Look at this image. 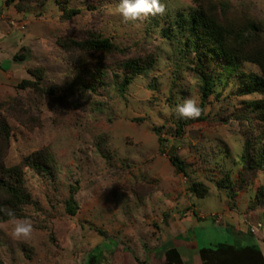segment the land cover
<instances>
[{
    "label": "rangeland",
    "instance_id": "obj_1",
    "mask_svg": "<svg viewBox=\"0 0 264 264\" xmlns=\"http://www.w3.org/2000/svg\"><path fill=\"white\" fill-rule=\"evenodd\" d=\"M157 2L162 11L126 21L114 11L119 0H0V119L10 129L7 142L1 140L3 163L19 165L37 151L49 153L54 167L50 176L22 167L32 202L18 220L33 230L15 238L13 220L0 221V264H158L169 248L195 263L202 250L224 243L264 253L263 209L248 210L264 170L238 182L244 140L264 133V119L253 110L264 94H242L240 81L241 72L257 67L238 61L236 73L217 65L214 91L205 98L175 21L202 9L227 26L249 21L264 28V0ZM64 7L79 11L68 18ZM91 35L115 48L102 53L72 45ZM16 54L24 59L15 61ZM128 59L150 67L120 91V64ZM92 72L104 74V83L82 89L79 76L88 82ZM23 80L42 89L21 87ZM189 98L204 103V119L176 134L177 105ZM172 153L186 176L170 162ZM227 174L236 192L232 208L229 189L217 185ZM192 181L206 186V196L189 191ZM73 188L71 216L65 203ZM225 213L240 219L237 228Z\"/></svg>",
    "mask_w": 264,
    "mask_h": 264
},
{
    "label": "trees",
    "instance_id": "obj_2",
    "mask_svg": "<svg viewBox=\"0 0 264 264\" xmlns=\"http://www.w3.org/2000/svg\"><path fill=\"white\" fill-rule=\"evenodd\" d=\"M18 1L23 3L25 0H6V4ZM199 1V0H195ZM66 17L70 18L78 13L79 10L64 7ZM175 21L179 24L180 34L185 37L184 49L192 51L193 55L190 57V62L202 79L203 95L206 98L207 94L214 90L215 68L221 66L229 71H236V62H248L257 67V72L245 74L241 72L240 81L244 88L242 94H264V28L254 22L246 21L242 27H231L222 24L211 11L199 10L197 13L191 14L189 19H185L182 15L178 16ZM72 45L88 51H99L102 53L111 52L115 47L108 38L91 35L90 38L84 41L72 42ZM24 59L22 54L14 56L15 61ZM121 80L118 82V88L123 91L131 80L139 73H144L150 67L145 60L128 59L122 62ZM90 71V70H89ZM38 74V71H33L32 74ZM102 73V72H101ZM93 80L86 81V79L79 76L81 81L80 87L95 91V83H104L102 80L104 74L95 76L91 74ZM39 79L40 76H38ZM88 80V79H87ZM21 87L38 88V83L23 80L20 83ZM42 88H38L41 90ZM46 92L53 91V88H45ZM204 103L201 102L199 108L201 114L195 119L181 118L178 119L176 134L181 133L182 127L188 123L197 120H203ZM253 110L264 119V98L256 101ZM158 135L160 151L163 141L161 137V129L159 127L154 129ZM9 126L5 119H0V221L13 220L8 213H14L16 219L26 218L27 212L25 206L32 202L30 194L23 186L22 167H28L36 174L50 176L54 172L53 159L49 153L40 154L34 152L24 158L21 164L8 167L3 163L1 140L7 142L9 139ZM170 162L177 169V171L187 175L184 162L173 153L170 156ZM242 171L239 177V185L243 186L252 178L256 172L264 170V133H259L257 136L248 135L244 140V147L241 154ZM230 176L227 174L225 179L218 182L221 188H227L226 193L228 205L232 208L235 206L236 192L233 191V185ZM74 188L71 190L69 197L66 199V212L68 215L74 216L77 211V203L74 198ZM189 191L201 198L206 196L207 188L201 182L192 181ZM193 207V205H192ZM256 208L263 209L264 219V185L256 187L254 196L248 202V210ZM190 210V208H189ZM192 213L198 219L195 210ZM249 230V229H248ZM240 232V230H239ZM250 234H253L248 231ZM100 234H105L100 231ZM165 258L160 260L158 264H186L181 257L176 253L175 248H169L165 252ZM202 264H264V258L260 250L254 246H233L231 244H220L215 250H202L200 253Z\"/></svg>",
    "mask_w": 264,
    "mask_h": 264
},
{
    "label": "clouds",
    "instance_id": "obj_3",
    "mask_svg": "<svg viewBox=\"0 0 264 264\" xmlns=\"http://www.w3.org/2000/svg\"><path fill=\"white\" fill-rule=\"evenodd\" d=\"M114 11L127 21L160 12L162 9L158 6L157 0H119V4ZM177 114L181 118L195 119L200 116L201 109L193 99L189 98L183 104L177 105ZM8 215L13 219L14 227L11 232L13 237L27 238L31 235L33 226L30 222L16 219L12 212H9Z\"/></svg>",
    "mask_w": 264,
    "mask_h": 264
},
{
    "label": "crops",
    "instance_id": "obj_4",
    "mask_svg": "<svg viewBox=\"0 0 264 264\" xmlns=\"http://www.w3.org/2000/svg\"><path fill=\"white\" fill-rule=\"evenodd\" d=\"M225 216H226V218L230 219L235 225H237L236 228L238 227V225H239V223H240V222H239L240 219H239L238 217L233 218L234 216H232V214H228V213H225ZM198 217H200V216L198 215ZM259 250H260V253L262 254V256H263V258H264V253H263L262 249H259ZM117 254H119L120 257H121V255H122L123 253H117ZM122 256H123V255H122ZM185 258H187V257H184V258H182V259H183L184 262H186V264H201V261L198 260L199 257H198V258H196V256L193 257L195 263H194V262L190 263L189 261H186ZM151 260H152V259H151ZM161 260H162V259H161ZM127 261H128V256H127ZM129 261H130V262H128L129 264H136V263H137V261H135V259H131V260H129ZM149 261H150V260H149ZM164 264H165V263H164Z\"/></svg>",
    "mask_w": 264,
    "mask_h": 264
},
{
    "label": "built area",
    "instance_id": "obj_5",
    "mask_svg": "<svg viewBox=\"0 0 264 264\" xmlns=\"http://www.w3.org/2000/svg\"><path fill=\"white\" fill-rule=\"evenodd\" d=\"M250 231L253 232L252 228L250 227Z\"/></svg>",
    "mask_w": 264,
    "mask_h": 264
}]
</instances>
